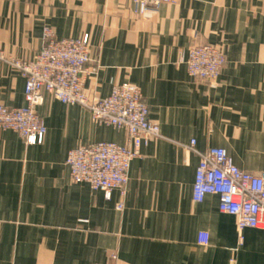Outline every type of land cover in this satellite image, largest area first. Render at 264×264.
<instances>
[{"label": "crops", "instance_id": "obj_1", "mask_svg": "<svg viewBox=\"0 0 264 264\" xmlns=\"http://www.w3.org/2000/svg\"><path fill=\"white\" fill-rule=\"evenodd\" d=\"M45 28L58 40L87 36L98 71L85 91L106 98L116 85L136 86L160 137L139 148L124 199H107L72 183L66 158L79 146H124L125 132L43 94L42 146L0 129V264H264V228L238 233L217 197L193 199L206 149L264 172V0H175L142 16L125 0H0L6 58L30 61ZM192 44L223 52L215 82L188 74ZM24 85L0 60V104L25 106Z\"/></svg>", "mask_w": 264, "mask_h": 264}, {"label": "built area", "instance_id": "obj_2", "mask_svg": "<svg viewBox=\"0 0 264 264\" xmlns=\"http://www.w3.org/2000/svg\"><path fill=\"white\" fill-rule=\"evenodd\" d=\"M125 1L135 16H142L175 0ZM42 41L30 61L6 58L0 49V60L18 70L25 81V106L9 108L0 104V129L18 134L27 146H42L46 127L37 109L43 103V94L64 105L82 107L93 121L124 131L127 142L124 146L99 142L72 149L66 158L70 179L74 184L88 185L92 192H102L107 199L113 191L124 199L130 164L138 156L139 148L160 137L158 125L149 119L141 91L124 83L114 86L106 98L88 94L85 79L98 71L97 66L89 67L88 37L58 40L53 31L45 28ZM225 62L217 46L192 44L186 67L190 77L213 83ZM193 146L191 141L190 147ZM198 155L194 201L201 203L208 195L217 197L219 212L235 219L238 233L247 228H264V172L252 174L240 170L222 148H209ZM116 209L122 211V203ZM199 244H207L206 235H200Z\"/></svg>", "mask_w": 264, "mask_h": 264}, {"label": "rangeland", "instance_id": "obj_3", "mask_svg": "<svg viewBox=\"0 0 264 264\" xmlns=\"http://www.w3.org/2000/svg\"><path fill=\"white\" fill-rule=\"evenodd\" d=\"M221 74V73H220ZM220 76V75H219ZM219 78V77H218ZM207 83V82H206Z\"/></svg>", "mask_w": 264, "mask_h": 264}]
</instances>
